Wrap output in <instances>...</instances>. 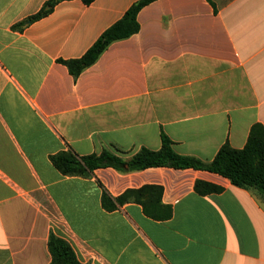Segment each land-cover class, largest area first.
Wrapping results in <instances>:
<instances>
[{
	"label": "crops",
	"instance_id": "obj_1",
	"mask_svg": "<svg viewBox=\"0 0 264 264\" xmlns=\"http://www.w3.org/2000/svg\"><path fill=\"white\" fill-rule=\"evenodd\" d=\"M48 1L0 0V264H51V233L81 264H264L256 191L194 169L69 177L50 161L68 150L130 158L160 150L162 133L205 162L226 143L244 148L264 126V0H156L138 13L137 34L78 77L63 62L140 0L64 1L14 28ZM197 182L223 191L202 195ZM144 187L161 189L147 198H160L154 212L170 209L169 219L132 201L103 205L104 192Z\"/></svg>",
	"mask_w": 264,
	"mask_h": 264
},
{
	"label": "trees",
	"instance_id": "obj_2",
	"mask_svg": "<svg viewBox=\"0 0 264 264\" xmlns=\"http://www.w3.org/2000/svg\"><path fill=\"white\" fill-rule=\"evenodd\" d=\"M70 0H49L34 16L17 24L14 28L21 29L28 21L34 22L49 15L54 7L61 2ZM91 4L94 0H82ZM156 0H140L126 12L123 18L107 29L96 43L80 59L62 61L74 77H78L83 70L92 66L110 44L125 40L137 34L140 30L138 13L141 9ZM162 147L158 151L142 148L130 158L104 149L101 154L78 156L72 150L59 152L50 156L53 166L64 176L89 177L98 169L112 168L120 174L143 171L149 168L167 167L173 169H194L217 174L228 179L232 185L250 191H256L264 196V126L256 124L252 127L247 144L242 149H235L229 143L224 144L216 157L205 162L192 156H183L175 152L172 140L162 133ZM196 191L202 195L220 193L222 188L205 182L196 183ZM155 191L161 194L160 188L144 187L130 190L122 196L112 199L108 193L103 194V205L106 209H116L118 205L132 201L143 206L146 215L152 218L169 219L172 215L169 209L167 214L158 216L154 209L161 203L160 198L154 202L147 198V193ZM156 194V195H157ZM112 204H109V203ZM48 247L52 256L51 264H81L71 247L63 238L50 234Z\"/></svg>",
	"mask_w": 264,
	"mask_h": 264
}]
</instances>
